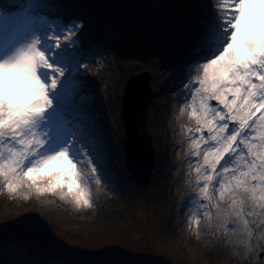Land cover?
I'll return each mask as SVG.
<instances>
[{"label":"rangeland","instance_id":"374dc122","mask_svg":"<svg viewBox=\"0 0 264 264\" xmlns=\"http://www.w3.org/2000/svg\"><path fill=\"white\" fill-rule=\"evenodd\" d=\"M74 1L32 0L33 7L27 18L0 23V59L13 49L26 50V43L34 35L48 37L45 41L48 44L59 38L61 45H67L56 49L59 56L54 57L63 69L60 78L63 87L59 91L65 103L60 111L70 120L81 110L88 117L86 122L81 121L83 130L76 129L73 139L83 155L77 168L81 174L78 183L89 204L83 201L77 204L73 197L66 195V186L47 191L48 179L39 180L35 186H29V182L17 187L13 182L10 188L9 182L0 176V219L13 217L45 229L49 225L66 227L65 219L73 217L75 222H84L83 228L87 227L86 248L101 250L106 258L115 253L123 258L129 253L136 259L141 257L140 264H163L157 256L162 250L173 253L174 257L180 255L178 260L188 264H264V177H261L264 173V118H261L264 109L254 112L233 145L232 154L221 161L229 169L224 173L220 164L213 165L215 156L210 149L214 142L205 143L207 126L201 128L193 117V109L197 110L196 116H203L201 104L210 93L205 94L202 89L188 91L190 87H200L196 79L198 76L203 79V70L198 65L207 59L209 50L215 53L223 46L218 24L227 19L232 0H214L221 3L219 8L226 12L220 11L217 18L207 19L202 24L213 30L216 37L182 68L171 60L119 56L110 45L123 32L106 29L111 5L86 6L85 13L80 14L76 7L68 6ZM27 2L20 0L21 5ZM123 2L129 7L146 5L147 8L146 0ZM10 7L11 0H0V11ZM73 22H78V30H71ZM95 23H101L102 40L97 39L92 28ZM145 27L158 43L172 46L171 40L162 36L154 23L146 22ZM9 40L11 44H7ZM176 48L182 51L183 46L178 44ZM41 50H45L43 44ZM142 70L150 75L153 93L145 115V129L152 136L155 151L154 168L146 190L131 179L120 143L124 138L121 96L129 77ZM80 96L88 97L82 106L77 103ZM206 102L219 107L215 100ZM244 115L240 112L236 123L229 121V133L225 135L232 129L239 130L238 121ZM249 125L255 126L261 135L259 140L249 138ZM241 140L243 143L239 142ZM10 147H13L11 141L0 142V151L5 156ZM14 148L17 152L22 150L18 143ZM92 157H96L99 166L95 174L91 171ZM253 173L256 179L252 178ZM97 180L100 183H96ZM220 184L224 185L223 189ZM9 221L5 222L7 226ZM213 228L219 229L224 239L222 253L218 256L202 250ZM138 251L141 253H136Z\"/></svg>","mask_w":264,"mask_h":264},{"label":"snow or ice","instance_id":"6c2138e0","mask_svg":"<svg viewBox=\"0 0 264 264\" xmlns=\"http://www.w3.org/2000/svg\"><path fill=\"white\" fill-rule=\"evenodd\" d=\"M32 7V0L24 5L20 0H11L10 9L0 11V23L27 18ZM228 9L227 19L218 24L223 46L215 53L209 50L207 59L198 65L203 70L200 87L188 89L210 93L201 104L203 116H196L197 110L193 109V117L201 128L207 126L205 143L214 142L210 149L215 156L213 165L220 164L224 173L229 169L221 161L232 154L233 145L254 112L264 109V0H232ZM70 28L78 30V22H73ZM48 39L34 35L26 43V50L13 49L0 59V142L13 144L7 156L0 151V176L9 182L10 188L13 182L17 187L29 182V186H35L39 180L48 179L47 191L66 186V195L73 197L77 204L83 201L87 205L89 200L78 183L81 174L77 171L83 155L73 137L77 135L76 129L83 130L81 121L86 122L88 117L82 110L73 114L74 120L61 114L65 103L59 91L63 87L60 80L63 69L54 57L59 56L56 49L67 45H61L59 38L45 43ZM42 44L45 50H41ZM87 100V96H80L77 103L82 106ZM207 100H215L219 107L209 105ZM240 112L245 115L238 121L239 130L232 129L225 135L229 133V121L236 123ZM17 143L22 149L19 152L14 148ZM204 158L207 160L208 155ZM91 163L95 174L99 171L96 157H92ZM252 178L256 179L255 173ZM220 188L224 185L220 184Z\"/></svg>","mask_w":264,"mask_h":264},{"label":"trees","instance_id":"16d2710c","mask_svg":"<svg viewBox=\"0 0 264 264\" xmlns=\"http://www.w3.org/2000/svg\"><path fill=\"white\" fill-rule=\"evenodd\" d=\"M106 4L111 5L106 29L123 32V35L115 38L110 45L119 56L130 55L138 60H171L181 68L196 56L201 47H209L216 37L213 30L203 27L202 21L204 23L207 19L217 18L218 12L225 11L219 8L221 3L214 0H195V3L191 0H146L147 8L146 5L129 7L123 0H75L68 6L76 7L80 14H84L86 6L99 8ZM149 21L156 25L162 36L171 40L172 46L157 42L145 27V23ZM100 27L101 23L92 25L97 39L102 40L100 36L103 34H98ZM178 44L183 46L182 51L177 50ZM244 213L249 214L248 210ZM12 218L6 216L5 219H0V264H140L142 259H136L124 250L122 252L128 255L123 258L117 253L106 258L101 250L86 248L87 227L83 228L81 225L84 222H75L73 217L65 219L66 227L49 225L45 229ZM6 221H9L8 226ZM222 246L224 239L221 232L213 228L206 236L203 245L205 249L202 250L218 256L222 253ZM180 250L182 252L183 249ZM160 252L157 256L163 264H188L181 263L178 254L174 257L171 252ZM131 257H134V260H131Z\"/></svg>","mask_w":264,"mask_h":264},{"label":"water","instance_id":"95a60500","mask_svg":"<svg viewBox=\"0 0 264 264\" xmlns=\"http://www.w3.org/2000/svg\"><path fill=\"white\" fill-rule=\"evenodd\" d=\"M149 81L148 72L129 77L120 105L124 128L120 143L125 152V166L131 179L144 190L149 186L155 157L152 136L145 129V115L153 95Z\"/></svg>","mask_w":264,"mask_h":264},{"label":"bare ground","instance_id":"6f19581e","mask_svg":"<svg viewBox=\"0 0 264 264\" xmlns=\"http://www.w3.org/2000/svg\"><path fill=\"white\" fill-rule=\"evenodd\" d=\"M12 30H14V28L12 29ZM98 34H101L100 32L98 33ZM201 79V77H197V79L196 80H198V83H199V80ZM190 95V94H189ZM187 99V98H186ZM185 99V100H186ZM184 104V103H183ZM185 108L187 109V106H185ZM186 109H185V111H186ZM185 119H186V117H185ZM255 126H251V125H249L248 126V129H247V135H249V138L250 139H252V141H255V140H259L260 138H261V135H259L258 133H257V131H256V129L254 128ZM74 139H75V137H74Z\"/></svg>","mask_w":264,"mask_h":264}]
</instances>
